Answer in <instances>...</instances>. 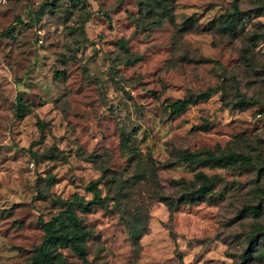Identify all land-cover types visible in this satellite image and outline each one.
Here are the masks:
<instances>
[{"label": "rangeland", "instance_id": "374dc122", "mask_svg": "<svg viewBox=\"0 0 264 264\" xmlns=\"http://www.w3.org/2000/svg\"><path fill=\"white\" fill-rule=\"evenodd\" d=\"M232 1L0 4V264L74 192L86 249L63 264H264V0Z\"/></svg>", "mask_w": 264, "mask_h": 264}, {"label": "trees", "instance_id": "16d2710c", "mask_svg": "<svg viewBox=\"0 0 264 264\" xmlns=\"http://www.w3.org/2000/svg\"><path fill=\"white\" fill-rule=\"evenodd\" d=\"M232 11L230 13L239 15L240 10L236 7L235 1L232 2ZM216 90L215 87H208L206 90L198 93L195 97L177 98L170 103L172 111H181L188 103L195 102L197 99L206 98L210 93ZM18 108L17 114L24 113L21 107V98L17 97ZM200 152V151H198ZM201 159L214 165L225 166L231 159V152L226 155H214L209 150L202 151ZM189 155L197 156L196 154L188 153ZM189 155L186 158L190 157ZM240 159V163H249L248 157L242 154H236ZM224 159H227L224 160ZM195 176L202 180L201 185L197 188L196 193L202 195L206 193L210 186L207 184L208 177L202 172H196ZM91 193L92 199H98V191L95 187L94 181H89L85 186ZM62 208L51 215L48 219L40 221V228L42 235L38 244H36L29 256V264H63L61 253L58 251L59 247H68L76 256L83 257L85 255V239L87 236L86 225L77 216L75 209L77 207H84L85 201L82 195L72 193L70 197L62 199ZM245 252L243 257H245Z\"/></svg>", "mask_w": 264, "mask_h": 264}, {"label": "built area", "instance_id": "2783aa9c", "mask_svg": "<svg viewBox=\"0 0 264 264\" xmlns=\"http://www.w3.org/2000/svg\"><path fill=\"white\" fill-rule=\"evenodd\" d=\"M5 1H6V0H0V4H1V3H4Z\"/></svg>", "mask_w": 264, "mask_h": 264}]
</instances>
